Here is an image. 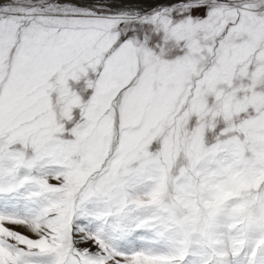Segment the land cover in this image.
I'll return each instance as SVG.
<instances>
[{
  "label": "snow or ice",
  "instance_id": "6c2138e0",
  "mask_svg": "<svg viewBox=\"0 0 264 264\" xmlns=\"http://www.w3.org/2000/svg\"><path fill=\"white\" fill-rule=\"evenodd\" d=\"M0 264H264V0H0Z\"/></svg>",
  "mask_w": 264,
  "mask_h": 264
},
{
  "label": "rangeland",
  "instance_id": "374dc122",
  "mask_svg": "<svg viewBox=\"0 0 264 264\" xmlns=\"http://www.w3.org/2000/svg\"><path fill=\"white\" fill-rule=\"evenodd\" d=\"M88 94H90V92H89ZM83 98H84V99H87V95H85ZM76 111L78 112V110H76Z\"/></svg>",
  "mask_w": 264,
  "mask_h": 264
}]
</instances>
